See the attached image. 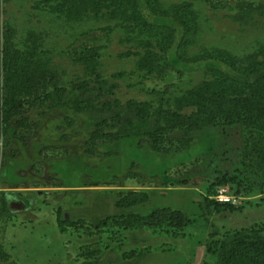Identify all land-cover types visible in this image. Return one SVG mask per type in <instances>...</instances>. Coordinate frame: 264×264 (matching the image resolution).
Segmentation results:
<instances>
[{"label":"rangeland","instance_id":"374dc122","mask_svg":"<svg viewBox=\"0 0 264 264\" xmlns=\"http://www.w3.org/2000/svg\"><path fill=\"white\" fill-rule=\"evenodd\" d=\"M263 45L264 0H0V264H220L261 241L264 96L229 64ZM156 121L164 150L139 145ZM163 207L192 223L122 224Z\"/></svg>","mask_w":264,"mask_h":264},{"label":"trees","instance_id":"16d2710c","mask_svg":"<svg viewBox=\"0 0 264 264\" xmlns=\"http://www.w3.org/2000/svg\"><path fill=\"white\" fill-rule=\"evenodd\" d=\"M87 1V0H85ZM253 9H258L259 5H251ZM155 11L158 8L152 7ZM155 8V9H154ZM229 66L234 70V91H248L251 90L256 93L258 96H264V45L260 47L257 54H253L241 62H235L229 64ZM203 97V95H202ZM83 103V102H82ZM129 110L134 111L137 116L140 118L146 117L145 104L132 102L128 104ZM78 109H85L84 106H77ZM111 109V108H110ZM23 106L21 104L10 106L4 114L5 120L8 121L12 117H21L20 122L26 123L27 119L23 115ZM121 115L114 116V119H120ZM258 119L264 124V110L261 111V115H258ZM257 120V119H256ZM206 124V122H205ZM160 122L156 121L155 126L148 130L145 134L149 136L151 140L143 139L139 141L140 146H145L148 144L153 145L158 150H164L159 146L161 140ZM164 133V131L162 130ZM111 139H118L117 134H110ZM225 183V180L220 179L214 181L208 188V195L214 196L221 184ZM131 197H134L132 200H129ZM147 194L145 192H129L126 196L123 197V200L129 202L126 204L128 206L134 205L140 201L147 199ZM212 204L217 206L220 204L217 200H210ZM221 205V204H220ZM228 206L232 207L228 204ZM4 215L9 213L8 209H2ZM109 217L101 220L99 225H107ZM83 221V220H80ZM167 222V224L175 230H183L185 227L192 223V220L184 214L181 210L171 209L170 207L157 208L151 211L147 215H138L133 214L130 219L125 220L122 224L126 228L134 227L135 225L147 226L150 228H155L161 225L162 223ZM61 224V223H60ZM61 232H65V228L60 226ZM250 235L246 232L239 233L237 237L232 239L231 242L224 245L222 260L220 264H249L253 259L260 261L264 257V238L259 242H252L250 240ZM8 257V254L5 255V258Z\"/></svg>","mask_w":264,"mask_h":264},{"label":"built area","instance_id":"2783aa9c","mask_svg":"<svg viewBox=\"0 0 264 264\" xmlns=\"http://www.w3.org/2000/svg\"><path fill=\"white\" fill-rule=\"evenodd\" d=\"M219 193H220V191H219V189H218V191H217V193L215 194V196H216V195H219ZM220 194H221V193H220Z\"/></svg>","mask_w":264,"mask_h":264}]
</instances>
